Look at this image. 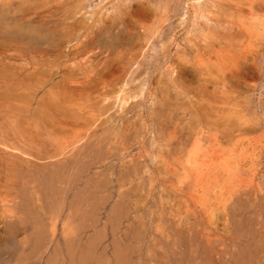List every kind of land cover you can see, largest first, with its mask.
<instances>
[{"label": "rangeland", "instance_id": "1", "mask_svg": "<svg viewBox=\"0 0 264 264\" xmlns=\"http://www.w3.org/2000/svg\"><path fill=\"white\" fill-rule=\"evenodd\" d=\"M0 9V264H264V0Z\"/></svg>", "mask_w": 264, "mask_h": 264}, {"label": "bare ground", "instance_id": "2", "mask_svg": "<svg viewBox=\"0 0 264 264\" xmlns=\"http://www.w3.org/2000/svg\"><path fill=\"white\" fill-rule=\"evenodd\" d=\"M9 2H10V1H9ZM32 2H33V0H32ZM10 5H11V4H10ZM14 6H15V5H14ZM228 6H229V5H228ZM13 8H14V7H13ZM1 10H2V9H0V12L2 13ZM7 12H8V11H7ZM11 14H12V13H11ZM1 15H2V14H1ZM6 16H7V15H6ZM13 16H14V15H13ZM26 16H27V15H26ZM1 18H2V17H1ZM7 18L9 19V17H7ZM7 18H6V19H7ZM62 18H63V17H62ZM8 19H7V20H8ZM1 20H2V19H1ZM3 20H4V19H3ZM7 20H5V21H7ZM62 20H63V19H62ZM10 21H12V20H10ZM10 21H9V22H10ZM65 21H67V20H65ZM12 22H13V21H12ZM43 22H44V21H43ZM58 22H59V21H58ZM10 23H11V22H10ZM55 23H57V22H55ZM7 24H8V23H7ZM39 24H40V23H39ZM42 24H43V23H42ZM50 24H51V23H50ZM60 24H61V23H60ZM113 24H114V23H113ZM13 25H14V24H13ZM28 25H29V24H28ZM48 25H49V24H48ZM52 25H53V23H52ZM66 25H67V24H66ZM114 25H115V24H114ZM116 25H117V24H116ZM14 26H15V25H14ZM17 26H18V25H17ZM12 27H13V26H12ZM19 27H20V26H19ZM104 27H105V26H104ZM106 27H107V25H106ZM112 27H113V26H112ZM112 27H111V28H112ZM9 28H10V27H9ZM23 28H24V27H23ZM23 28L21 27V29H23ZM49 28H50V27H49ZM107 28H108V27H107ZM109 28H110V27H109ZM1 29L4 30L3 27H1ZM11 29H12V28H11ZM103 29H104V28H103ZM2 30H1V31H2ZM14 30H15V28H14ZM46 30H47V28H46ZM108 30H109V29H108ZM4 31H5V30H4ZM39 31H41V30H39ZM43 31H45V30H43ZM49 31H51V30H48V31H45V32H48V33H49ZM53 31H54V30H53ZM104 31H105V30H104ZM2 32H3V31H2ZM26 32H27V31H26ZM29 32H30V31H28L27 33L29 34ZM34 32H35V31H34ZM54 32H56V31H54ZM118 32H119V31H117V35L119 34ZM24 33H25V31H24ZM32 33H33V32H32ZM98 33H99V32H98ZM0 34H1V32H0ZM4 34H5V33H4ZM6 34H7V33H6ZM6 34H5V35H6ZM10 34H11V33H10ZM115 34H116V33H115ZM115 34H114L113 36H115ZM37 35H38V34H37ZM37 35H36V36H37ZM105 35H106V34H105ZM27 36H28V35H27ZM44 36H45V35H44ZM52 36H53V35H52ZM4 37H6V36H4ZM12 37H13V35H12ZM12 37H11V35H10V36H9V40H10ZM17 37H18V36H17ZM17 37H16V38L14 37L15 39H14V38H13V39H14V40H17ZM30 37H31V36H30ZM34 37H35V36H34ZM37 37H38V36H37ZM53 37H54V36H53ZM118 37H119V36H118ZM2 38H3V36H2ZM2 38H0V40H1ZM43 38H44V37H43ZM49 38H50V37H49ZM115 38H116V37H115ZM6 39H7V38H6ZM24 39L26 40L25 36H24ZM34 39H35V38H34ZM41 39H42V38H41ZM46 39H47V38H46ZM51 39H52V38H51ZM86 39H87V38H86ZM22 40H23V39H22ZM38 40H39V39H37V41H38ZM54 40H55V39H52L53 42H54ZM101 40H102V39H101ZM23 41H24V40H23ZM27 41H28V40L25 41L26 44H29V42L27 43ZM34 41H35V40H34ZM49 41H50V40H49ZM49 41H48V44L53 43V42L49 43ZM6 42H7V41H6ZM9 42H10V41H9ZM17 42H18V41H17ZM25 42H24V43H25ZM40 42H41V41H40ZM44 42H45V41H44ZM98 42H99V41H98ZM10 43H11V42H10ZM12 43H13V41H12ZM15 43H16V42H15ZM15 43H14V44H15ZM37 43H38V42H37ZM45 43H46V42H45ZM101 43H102V42H101ZM16 44H17V43H16ZM18 44H19V43H18ZM48 44H47V45H48ZM6 45H7V44H6ZM8 45H9V44H8ZM8 45H7V47H9ZM33 45L35 46L34 43H33ZM47 45H46V46H47ZM52 45H53V44H52ZM57 45H58V44H57ZM3 46H4V45H3ZM13 46H14V45H13ZM38 46H39V45H38ZM43 46L46 47L45 45H43ZM0 47H1V46H0ZM5 47H6V46H5ZM10 47H11V45H10ZM16 47H17V45H16ZM26 47H27V46H26ZM35 47H36V46H35ZM48 47H49V49H50L51 46L48 45ZM24 48H25V47H24ZM28 48H29V47H28ZM32 49H33V48H32ZM43 49H44V48H43ZM43 49H42V50H43ZM36 50H37V49H36ZM24 51H25V49H24ZM24 51H23V52H24ZM30 51H31V50H30ZM30 51H29V52H30ZM26 52L28 53L27 49H26ZM37 52H38V51H37ZM37 52H35V53L37 54ZM32 53H33V52H32ZM65 53H66V52H65ZM65 53H64V54H65ZM36 54H35V56H36ZM39 54H40V53H39ZM64 54H63V55H64ZM69 55H70V54H69ZM69 55H68V56H69ZM72 55H73V54H72ZM6 56H7V55H6ZM24 56H26V53H23V57H24ZM61 56H62V55H61ZM65 56H66V55H65ZM0 57H2V55H1ZM26 57H27V56H26ZM26 57H25V59H26ZM32 57H34V56H32ZM32 57H31V58H32ZM27 58H29V57H27ZM4 59H5V58H4ZM26 60H27V59H26ZM23 61H24V60H23ZM27 61H28V63H29V60H27ZM1 62H3V61H1ZM1 62H0V63H1ZM30 62H31V61H30ZM33 62H34V60H33ZM33 62H32V64H33ZM40 62L42 63V59H41ZM28 63H27V64H28ZM35 63H37V61H35ZM38 63H39V61H38ZM76 65H77V64H76ZM18 70H19V69H18ZM1 72H2V74H3V71H1ZM71 72H72V71H71ZM0 74H1V73H0ZM12 74H13V73H12ZM81 75H82V74H81ZM3 76H4V75H3ZM67 76H69V75H67ZM4 77H5V76H4ZM10 77H11V76H10ZM78 77H79V76H78ZM68 78H69V77H68ZM75 80H76V79H75ZM0 83H1V82H0ZM2 83H3V82H2ZM4 83H5V82H4ZM7 86H8V85H7ZM5 87H6V86H5ZM21 94H22V93H21ZM32 94H33V93H32ZM29 95H30V94H29ZM65 95H66V94H65ZM65 95H64V96H65ZM63 98H64V97H63ZM69 98H70V97H69ZM64 101H65V100H64ZM52 102H53V101H52ZM53 103H54V102H53ZM53 103H52V104H53ZM46 106H47V105H46ZM48 106H49V105H48ZM1 107H2V106H1ZM0 109H1V108H0ZM47 109H48V108H47ZM3 110H4V109H3ZM3 110H1V112H3ZM10 110H11V109H10ZM44 110H45V109H44ZM56 110H59V107H58V109H56ZM5 111H6V110H4V113H3V114H6ZM19 111H20V110H19ZM70 111H71V110H70ZM47 113H48V112H47ZM66 113H67V112H66ZM39 114H40V113H39ZM6 115H7V114H6ZM11 115H12V114H11ZM13 115H14V114H13ZM48 115H50V114H48ZM67 115H68V114H67ZM31 116H32V114H31ZM36 116H37V114H36ZM38 116H39V115H38ZM51 116H53V115H50V117H51ZM26 117H27V116H26ZM26 117H24V118H26ZM48 117H49V116H48ZM41 118H42V117H40V119H41ZM51 118H55V116H53V117H51ZM27 119H28V117H27ZM41 120H42V119H41ZM45 120H46V119H45ZM56 120H57V119H56ZM25 121H26V120H25ZM33 121H34V120H33ZM35 121H36V120H35ZM54 121H55V120H54ZM71 121H72V120H71ZM42 122H43V121H42ZM50 122L52 123L51 120H50ZM55 122H56V121H55ZM15 123H16V122H15ZM35 123H36V122H35ZM45 123H46V122H45ZM41 124H43V123H41ZM32 125H33V124H32ZM36 125H37V124H36ZM44 125H45V124H44ZM37 126H38V125H37ZM51 126H52V125H51ZM58 126H59V125H58ZM35 127H36V126H35ZM42 129H43V128H42ZM47 130H48V129H47ZM42 132H43V131H42ZM39 133H41V132H39ZM46 136H47V135H46ZM53 136H54V135H53ZM29 142H30V140H29ZM31 142H32V141H31ZM51 142H52V141H51ZM33 143H34V142H33ZM82 153H83V152H82ZM54 154H55V153H54ZM67 165H68V164H67ZM51 166H52V165H51ZM51 171H52V170H51ZM15 174H16V173H15ZM47 181H48V180H47ZM19 190H20V189H19ZM5 222H6V221H5Z\"/></svg>", "mask_w": 264, "mask_h": 264}]
</instances>
